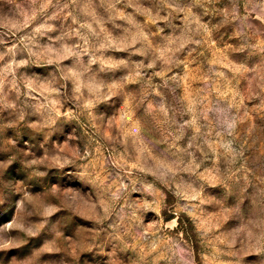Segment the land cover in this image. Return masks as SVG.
<instances>
[{
	"label": "rangeland",
	"instance_id": "1",
	"mask_svg": "<svg viewBox=\"0 0 264 264\" xmlns=\"http://www.w3.org/2000/svg\"><path fill=\"white\" fill-rule=\"evenodd\" d=\"M0 264H264V0H0Z\"/></svg>",
	"mask_w": 264,
	"mask_h": 264
}]
</instances>
